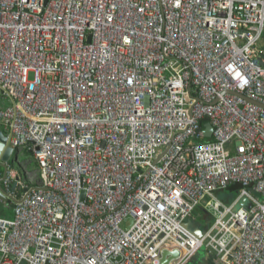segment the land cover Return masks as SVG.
<instances>
[{"label":"built area","instance_id":"built-area-1","mask_svg":"<svg viewBox=\"0 0 264 264\" xmlns=\"http://www.w3.org/2000/svg\"><path fill=\"white\" fill-rule=\"evenodd\" d=\"M0 94V264H264V0H0Z\"/></svg>","mask_w":264,"mask_h":264},{"label":"crops","instance_id":"crops-1","mask_svg":"<svg viewBox=\"0 0 264 264\" xmlns=\"http://www.w3.org/2000/svg\"><path fill=\"white\" fill-rule=\"evenodd\" d=\"M3 174H4V166H0V178H2ZM19 175L21 176L22 174L19 173ZM0 186L3 189L1 181H0ZM221 193H223V195ZM226 193H228L227 198H225ZM237 194H238V189L236 191L225 190L222 192H218L217 195L219 198L223 200V202L225 203L229 202L227 204H232L234 203V199L236 198ZM232 195H234V198H232ZM229 197L231 198V200L229 199ZM195 214L197 215L196 221H200L201 223L200 226H198L197 228L196 226H193L192 224L193 221H188V220L186 221V226L187 228H189L190 231H193L195 233H200L211 222V217L207 212H205L202 209V206L196 209ZM0 217H4V218L14 217L13 204L8 199L2 197L1 194H0ZM199 252H197L195 256L190 258V260L186 264H219L217 257L215 255L210 254L205 250H200Z\"/></svg>","mask_w":264,"mask_h":264},{"label":"water","instance_id":"water-1","mask_svg":"<svg viewBox=\"0 0 264 264\" xmlns=\"http://www.w3.org/2000/svg\"><path fill=\"white\" fill-rule=\"evenodd\" d=\"M239 96L242 97L243 99H245L246 101L250 102V103L259 105L262 108H264V104H261L259 102L254 101V100H251L244 95H239ZM204 127H205V129L203 130V134L205 135V137H209L211 134V131H212V126L209 123H205ZM4 142H5V136L3 135V133L0 129V156H1L0 166H4L2 161H5L8 159L9 154L12 150L10 146L4 147ZM1 179L2 178H0V181H1ZM0 194L2 197H4L6 199L5 192L3 191L1 186H0ZM82 198H83V196H82ZM247 204H248L247 199L242 198L233 207L235 210H237L239 207L246 206ZM196 227L198 228V226H196ZM177 254H178V252L176 250H174L172 252L163 251L158 264H169L170 260L172 258L176 257ZM199 254H200V252H199Z\"/></svg>","mask_w":264,"mask_h":264},{"label":"rangeland","instance_id":"rangeland-1","mask_svg":"<svg viewBox=\"0 0 264 264\" xmlns=\"http://www.w3.org/2000/svg\"><path fill=\"white\" fill-rule=\"evenodd\" d=\"M0 104H1V94H0ZM30 159H31V156H30V153L28 152V150H19L18 152H16V150H15L9 159V164L11 165L12 168L18 170L19 173H21L22 176H24L27 174V170L35 168V167H31V165L34 166V163H32V164L28 163V160H30ZM221 194L223 195V193H221ZM227 196H228V193H226L225 198H227ZM222 198H223V196H222ZM232 198H234V195H232ZM229 199L231 200L230 197H229ZM227 203H229V202H226V204ZM196 220H197V215L194 214V221L192 222V224H193V226H200V224H201L200 221H196Z\"/></svg>","mask_w":264,"mask_h":264},{"label":"trees","instance_id":"trees-1","mask_svg":"<svg viewBox=\"0 0 264 264\" xmlns=\"http://www.w3.org/2000/svg\"><path fill=\"white\" fill-rule=\"evenodd\" d=\"M204 123V122H203ZM238 189V185H232V186H230V187H228V191L230 190V191H236Z\"/></svg>","mask_w":264,"mask_h":264}]
</instances>
